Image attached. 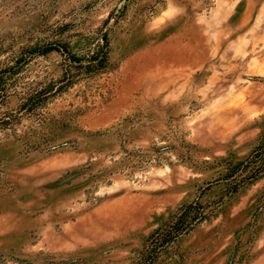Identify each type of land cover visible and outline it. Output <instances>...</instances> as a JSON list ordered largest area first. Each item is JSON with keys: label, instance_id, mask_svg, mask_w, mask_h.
Masks as SVG:
<instances>
[{"label": "rangeland", "instance_id": "obj_1", "mask_svg": "<svg viewBox=\"0 0 264 264\" xmlns=\"http://www.w3.org/2000/svg\"><path fill=\"white\" fill-rule=\"evenodd\" d=\"M0 0V264H264V0Z\"/></svg>", "mask_w": 264, "mask_h": 264}, {"label": "trees", "instance_id": "obj_2", "mask_svg": "<svg viewBox=\"0 0 264 264\" xmlns=\"http://www.w3.org/2000/svg\"><path fill=\"white\" fill-rule=\"evenodd\" d=\"M256 157L262 160L264 159V143L259 147V152Z\"/></svg>", "mask_w": 264, "mask_h": 264}, {"label": "water", "instance_id": "obj_3", "mask_svg": "<svg viewBox=\"0 0 264 264\" xmlns=\"http://www.w3.org/2000/svg\"><path fill=\"white\" fill-rule=\"evenodd\" d=\"M125 1H126V0H123L122 3L125 2Z\"/></svg>", "mask_w": 264, "mask_h": 264}]
</instances>
